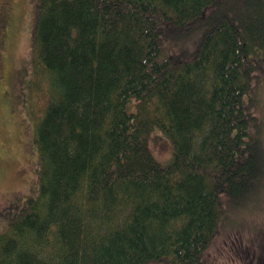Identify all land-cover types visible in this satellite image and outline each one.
<instances>
[{"label":"trees","instance_id":"16d2710c","mask_svg":"<svg viewBox=\"0 0 264 264\" xmlns=\"http://www.w3.org/2000/svg\"><path fill=\"white\" fill-rule=\"evenodd\" d=\"M11 21L1 0L0 81ZM25 67L46 104L26 105L36 180L0 206V264H206L264 166V0H33Z\"/></svg>","mask_w":264,"mask_h":264},{"label":"rangeland","instance_id":"374dc122","mask_svg":"<svg viewBox=\"0 0 264 264\" xmlns=\"http://www.w3.org/2000/svg\"><path fill=\"white\" fill-rule=\"evenodd\" d=\"M8 1L12 21L3 53L5 77L0 81V206L16 194L28 196L35 186L34 119L29 117L26 105L42 111L46 104L44 94L30 93L31 81L27 72L24 74L30 50L33 0ZM262 90L264 103V87ZM261 135L264 137V128ZM146 139L155 159L170 160L173 143L159 127L146 133ZM258 175V185L227 212L221 231L204 250L206 264H253L252 249L241 238L245 240L258 231L257 227H264V166ZM2 225L0 216V230Z\"/></svg>","mask_w":264,"mask_h":264}]
</instances>
